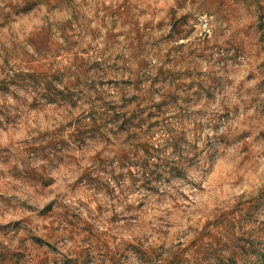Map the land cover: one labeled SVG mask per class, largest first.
<instances>
[{"label":"rangeland","instance_id":"obj_1","mask_svg":"<svg viewBox=\"0 0 264 264\" xmlns=\"http://www.w3.org/2000/svg\"><path fill=\"white\" fill-rule=\"evenodd\" d=\"M0 264H264V0H0Z\"/></svg>","mask_w":264,"mask_h":264}]
</instances>
